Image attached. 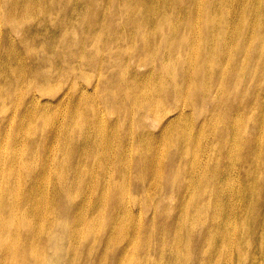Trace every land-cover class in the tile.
Segmentation results:
<instances>
[{"label":"bare ground","instance_id":"obj_1","mask_svg":"<svg viewBox=\"0 0 264 264\" xmlns=\"http://www.w3.org/2000/svg\"><path fill=\"white\" fill-rule=\"evenodd\" d=\"M14 29L25 30L22 50L28 57L38 55L26 42H43L41 50L48 59L44 61L55 63L52 82L67 78V88L61 86L62 100L74 101L70 120L75 125H65L62 118L53 134L38 131L50 100L33 94L32 87L20 99L17 84L27 68H40L41 59L27 65L17 58L18 42L8 32ZM260 67L264 73V0H0V264H162L158 254L149 256L137 240L144 225L138 211L165 207L175 189L174 169L184 162L169 160L165 166L168 156L161 148L181 147L193 139L206 140L212 147L216 140L204 138V130L215 131L214 118L223 107L218 106L223 89L213 87L212 80L231 82L227 107L230 117L235 116L248 97L232 98L247 92L252 82H264V74L256 73ZM113 94L115 98L103 106ZM83 102L89 107L86 112L80 111ZM113 111L119 116L108 121L106 114ZM15 119L21 124L12 135ZM183 123L188 127L182 128ZM260 128L264 130V121ZM229 129V124L220 125L221 132ZM28 139L37 146L31 156L29 146L24 147ZM51 139L50 151L56 149L59 155H46ZM229 142L222 137L219 144L228 149ZM12 160L17 162L14 168ZM207 168L208 163L196 164L200 172ZM33 170H40L37 182L46 188L38 196ZM164 171L172 180L162 184L156 174ZM53 178L56 197L50 200ZM255 183L247 173L246 185L252 188ZM217 184L213 190L219 191ZM188 189L185 185L179 190L186 211L169 244L176 264H190L191 236L210 233V223L221 228L218 239L228 250L209 256L208 262L254 264L251 259L263 249H248L256 239L248 227L251 209L233 203L234 219L245 224L231 228L220 210L210 217L215 206L196 207L199 198ZM70 193L77 195L73 203L59 205V197ZM142 195H156L157 200L143 206ZM102 196L116 200L108 204ZM243 196L240 192L235 199L245 202ZM84 200L97 204L85 206L86 201L82 206ZM136 219L132 238L128 223L136 225ZM260 224L264 222L256 218V227ZM98 247L101 252L113 250L117 257L94 259ZM209 251L210 246L202 256Z\"/></svg>","mask_w":264,"mask_h":264},{"label":"rangeland","instance_id":"obj_2","mask_svg":"<svg viewBox=\"0 0 264 264\" xmlns=\"http://www.w3.org/2000/svg\"><path fill=\"white\" fill-rule=\"evenodd\" d=\"M50 14L53 16L57 15L53 10H51ZM15 24L17 25L19 24V22L16 21ZM34 25L35 23H33L32 26ZM4 29L7 28L4 27ZM8 32L9 34H11L12 40L18 42L17 47L19 48V52L16 54V56L17 58L19 57L21 62L30 65L33 63L35 58L41 59L39 60L40 68L33 69V71L27 68V70L24 71L20 82L17 84L20 91V99L28 96L29 88L32 87L33 94H37L43 99L50 100L48 102L49 105L47 106V114L45 115L46 121L39 123L38 131L40 132V134H42V131L47 134H53V126L57 125L59 122L58 120L62 118H66L65 125H75L76 122L70 120V116L74 112V101L70 102L66 98L62 100V97H64V93H62L61 86H63L65 89L67 88V78L65 77V75H63L57 81L52 82L51 72L54 71L55 63L44 61V58L47 59V57L41 50L43 47V42L37 44H34V42L33 44L26 42L31 50L36 52L38 55L37 57H28L22 50V42L26 38L25 30L14 29L13 32ZM79 39H81L80 35ZM47 45L50 48L53 47L50 42H47ZM34 47L37 50H40L39 53L35 50ZM229 68L231 70L230 64L227 66L228 70ZM256 73L258 74V77H261L264 74L262 67H260ZM218 74L219 76L222 74V70L220 68H218ZM231 74L229 75L230 77H232ZM102 76L107 77L108 74L106 73ZM79 79L81 80V76H79ZM230 83L231 82L227 83L225 81L219 83V77L215 80H212L213 87H215L216 89H223V102L218 105L223 106L222 111L214 118V122L216 123L215 131L213 132L210 129L204 130V138H214V140H216V143L212 147H207L205 145L204 141L206 140L193 139L192 141H187L181 147L165 145L163 146L164 148H161L163 152H165L166 149L165 153L168 156L166 158L165 166L169 160H172L177 164L182 163L179 159H183L184 162L174 169L176 179L175 189L170 193V198H167L165 200V207L155 210L150 209L148 211L141 210L140 213L138 211V215L144 217V225L142 227V231L140 230V233L137 235V240L141 242L142 247H145V251L149 256H153L155 253L158 254V257L162 264L178 263L175 261L172 252L169 249V244L171 243L173 230L178 227L180 221L185 216L186 207L181 197L182 193L179 194L180 188L185 185L189 187L188 191L190 195H194L193 197L199 198L195 202L196 207L215 206L209 211L210 217L214 215L215 209L220 210L222 212V219L230 222L231 228H242L245 224V221L234 219L235 215L230 209L233 203H236L238 205L242 203L244 206L249 207L251 209L252 219L248 226L249 232L251 235L255 236L256 239L253 242L254 245L250 244L248 249H251V246L262 248L263 253L258 254L255 260L254 258L251 260L254 261V264H264V224H260L256 227V218H258L260 222H264V130L260 128L262 121H264V82L260 80L252 82L247 92L237 93L232 98L231 101L238 99L243 94H246L248 97V101H246L245 104L241 105L245 107L242 108L237 115L231 117L229 115L230 109L227 107L229 105L228 99L230 97ZM13 86L14 85H11L10 91ZM102 88L103 86H101V90ZM71 92L73 93L74 90H72ZM115 95L119 97V93ZM115 95H108V99H104L103 101V106H108L106 104L107 100H113L115 98ZM252 97L256 99H253ZM43 102L46 103V101ZM80 106H82L80 108V111L82 112H86L87 110H89V107L85 102H83ZM111 106L116 105L111 104ZM162 106H169V104L163 103ZM118 116L119 115L117 114V112L114 111L110 114H106V118L108 121H113ZM20 124L21 120L15 119L14 125L11 129L12 135L17 134L15 126L20 127ZM188 124L189 123H183L182 128L188 127ZM226 124L230 125V129L225 132H221L220 125L222 126ZM120 131L123 132L124 128H121ZM28 132H30V130ZM222 137L231 141L229 142L228 149H225L224 144H219ZM40 138L42 139L44 145L49 143V140L44 136ZM29 139L27 140L24 147H26L27 145L29 146L28 153L30 151L29 156H31L37 146L35 142H32V140L29 141ZM51 144L52 139L49 144V152L46 155H59L56 149L50 151ZM183 150H186V152H182ZM206 151L209 152V157L204 156V153ZM15 153H17V150H15ZM255 153H257L256 156ZM46 155L41 159L40 163L46 160ZM105 155V149L103 148V163L106 162ZM237 159H242V162L238 165H234L233 161ZM200 163H208V168L203 172H200L196 169V164L198 165V167H200ZM216 165L218 166L217 169L211 168V166ZM16 166V160H12L11 167L14 168ZM33 172L35 173V175H33L31 179L36 178L37 176L39 177L40 170H33ZM103 172L104 168L100 170V174H102ZM247 173L253 175L256 179V183L252 188L246 185ZM156 175L161 176L162 184L166 183L168 180H172V176L170 174H167L166 171H164L163 174L159 172ZM125 176L127 178H130L131 173L126 172ZM37 178L36 187H39V189L35 191L37 192L35 196H38V194L42 190L46 189L44 186L40 185L37 182ZM216 183L220 185L218 188L219 191L213 190ZM32 186H35V182L32 184ZM54 186L55 184L53 178L50 186V200L56 197V194L54 193ZM131 189L133 190L132 186ZM240 192L241 195H244L243 199L245 200V202L239 201L240 197L238 199H235ZM245 196H249V198H246ZM76 198L77 195L75 193H70L69 195L66 194L63 198L59 197L58 204H72V200H75ZM102 198L105 202H108V204L109 202L114 203L116 200L113 196H110V198L107 196H102ZM112 198H114L115 200ZM156 200V195L150 197L147 195L141 196V202L143 206L154 204ZM86 201L89 200L82 201V206H84L83 202ZM92 201L90 200L85 206L95 203L97 204V201ZM156 216L157 220L154 221ZM101 223L102 225L105 224L104 219L101 220ZM138 223L139 221L137 219L136 225H134L133 222L128 223V230L131 232L132 238L135 236L134 230L137 229ZM174 226L176 227L174 228ZM208 227V229L211 230L210 233L198 231L193 232L191 236L189 248L187 250V252L193 257L190 264H203V262H205L204 264H214V260L211 263L207 261V258L215 254L216 252L218 256L221 252H226L228 250L222 244L221 240L218 239L221 235V228L213 223H210ZM204 233L210 234L212 237L206 238V235ZM208 246H210V251L204 258L202 256V253ZM129 253L131 255L132 251L130 250ZM116 257L117 255L114 254L113 250H104L103 252H101L100 247H98L93 258H99L105 261L108 258L114 259ZM80 259L85 260V256L80 255ZM49 262L53 263V260L50 259ZM222 264L227 263L223 260Z\"/></svg>","mask_w":264,"mask_h":264}]
</instances>
